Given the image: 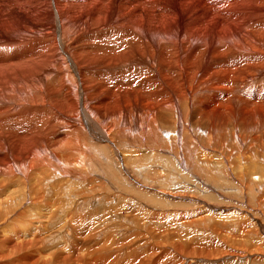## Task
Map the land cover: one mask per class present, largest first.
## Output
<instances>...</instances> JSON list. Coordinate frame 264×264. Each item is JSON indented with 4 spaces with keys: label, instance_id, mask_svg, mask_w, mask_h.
<instances>
[{
    "label": "bare ground",
    "instance_id": "1",
    "mask_svg": "<svg viewBox=\"0 0 264 264\" xmlns=\"http://www.w3.org/2000/svg\"><path fill=\"white\" fill-rule=\"evenodd\" d=\"M0 264H264V0H0Z\"/></svg>",
    "mask_w": 264,
    "mask_h": 264
},
{
    "label": "rangeland",
    "instance_id": "2",
    "mask_svg": "<svg viewBox=\"0 0 264 264\" xmlns=\"http://www.w3.org/2000/svg\"><path fill=\"white\" fill-rule=\"evenodd\" d=\"M228 218V215H225V216H223V218H222V220H226ZM175 241L174 242H177L178 240H176V239H174ZM182 240V239H181ZM180 241V240H179ZM125 243V242H124ZM124 243H123V245H124ZM177 243H179V242H177ZM126 246V245H125ZM86 252H81L80 254H81V256H78L77 258L79 259L80 257H83V254H84V256L86 255L85 254ZM68 256V255H67Z\"/></svg>",
    "mask_w": 264,
    "mask_h": 264
}]
</instances>
